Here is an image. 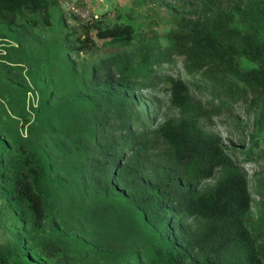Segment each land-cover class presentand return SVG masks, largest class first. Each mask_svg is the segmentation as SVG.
<instances>
[{
  "label": "trees",
  "instance_id": "16d2710c",
  "mask_svg": "<svg viewBox=\"0 0 264 264\" xmlns=\"http://www.w3.org/2000/svg\"><path fill=\"white\" fill-rule=\"evenodd\" d=\"M53 2L0 0V21L17 25L25 11L49 23ZM231 20L222 15L205 31L168 33L165 45L134 43L129 24L98 28L96 36L107 39L111 50L83 69L88 125L65 140L52 115L36 121L48 128V152L58 142L73 147L90 198L109 200L89 208L81 200L69 203L77 225L105 222L108 238L126 237L124 244L88 248L73 239L72 247L71 240L55 235L60 215L48 211L43 183L56 164L43 147L20 138L23 123L6 112V106L15 112L14 102L0 99V199L16 207L25 229L47 238L41 244L21 235L0 242V264H79L92 255L102 257L100 264H264L245 222L252 201L247 177L221 137L201 127L191 102L195 88H205L213 99L235 101L264 87V26L241 29ZM93 45L86 35L80 48ZM239 56L255 66L241 67ZM175 57L182 59L186 77L167 73L177 66ZM20 78L21 71L12 73L10 86H20ZM165 82L169 102L180 114L155 123L141 98ZM243 153L245 160L264 155V107L252 145ZM217 171L222 175L215 183L202 186Z\"/></svg>",
  "mask_w": 264,
  "mask_h": 264
},
{
  "label": "rangeland",
  "instance_id": "374dc122",
  "mask_svg": "<svg viewBox=\"0 0 264 264\" xmlns=\"http://www.w3.org/2000/svg\"><path fill=\"white\" fill-rule=\"evenodd\" d=\"M222 15H230L231 25L241 29L264 26V0H54L49 23H44L41 15L25 11L20 12L17 25L0 21V99L5 104L7 99L14 102L15 112L8 106L6 112L23 123L18 130L20 138H27L28 143L40 149L43 147L48 160L56 164L44 180L43 191L48 211L60 215L55 235L71 240L72 247H76L73 239L76 244L90 248L96 244L109 245V242L121 245L128 238L117 235L110 240L105 222L88 228L77 225L75 213L68 210L69 203L81 200L89 208L107 205L109 200L99 196L90 198L91 193L82 186L81 164L73 147L58 142L55 150L48 152L50 149L44 144L48 139V128L37 126L36 121L44 115H52L63 130L65 140L71 132L83 130L88 125L90 112L82 99L86 87L83 69L111 50L107 39L96 36L98 28L115 23L129 24L137 36L134 43L144 40L165 45L166 34L205 31ZM86 35L95 45L80 48ZM181 61L180 57H175L177 66L167 73L186 77L181 70ZM237 61L243 68L255 66L242 56ZM17 71H21L20 86L11 87L9 76ZM167 86L166 82L159 84L141 98L142 109L153 116L155 123L180 114L169 102ZM70 87L75 88L74 93ZM47 99L52 100L47 103ZM191 102L199 109L201 127L221 137L228 152L238 162L239 170L247 177L252 201L245 222L257 237L255 247L264 262V155L245 160L243 153L255 137L264 107V87L235 101L213 99L205 88H195ZM259 149L253 148L254 152ZM221 175L217 171L202 186H212ZM119 205L115 204L114 210H118ZM24 222L25 218L15 206L5 205L0 199V242H14L18 235L38 244L47 239L25 229ZM102 262V257L92 255L79 264Z\"/></svg>",
  "mask_w": 264,
  "mask_h": 264
}]
</instances>
